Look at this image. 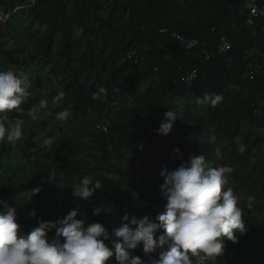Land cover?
<instances>
[{
    "label": "trees",
    "instance_id": "obj_1",
    "mask_svg": "<svg viewBox=\"0 0 264 264\" xmlns=\"http://www.w3.org/2000/svg\"><path fill=\"white\" fill-rule=\"evenodd\" d=\"M245 1L107 0L109 8L105 17L99 16L97 12L102 0H35L32 6L25 7L36 10V15L47 24L46 32L39 40L43 59L52 55L53 41L58 33L59 43L54 54L58 62L68 61L73 40V21L76 20L81 29L85 50L76 70L68 72L60 87V91L65 93L61 106L68 105L72 113L84 114L93 104L92 100L114 105V88L128 91L146 77L152 81L155 77L158 79L157 85H154L150 92L133 106L127 109L124 107L118 114L125 124L132 118H146L149 121L154 120L152 126L130 131L124 123L109 122L108 132H95L96 151L108 169H115L114 160L121 158L123 147H127L135 161H140L138 167L131 172L134 175L140 174L131 184L140 191L135 196L131 193L129 196L128 193H122L120 196V203L124 205L135 201L138 205L135 215L142 217L151 213L154 218L158 212L165 211L167 197L160 188L164 183L160 173L165 168L168 171L175 169L190 156L203 154L213 166L218 167L226 163L233 171H239L241 176L235 173L229 176L235 179L248 201V207L244 206L245 204L238 205L243 210L246 231L243 234L235 233L236 242L225 239L223 254L216 260H209L207 264H264V218L260 220L257 216L264 210V75L253 79L243 78L245 62L241 60L243 51L253 43L256 44L260 56L262 55L261 59L264 58V37L260 33L259 20L247 26L246 15H238ZM70 2L72 14L67 10ZM23 4L24 0H0V17H4L17 5ZM259 5L264 7V0H260ZM176 9L182 10L183 19L174 18ZM163 26L170 32L186 38L201 40L204 47L208 44L213 46L219 37L226 36L231 41V47L220 55L214 54L204 60L202 47L184 50L181 44L169 39V32H158ZM55 29L58 32L55 33ZM130 48L136 51L138 64L143 66L140 74L133 78L126 73L128 62H117L125 50ZM13 51H9L8 55L13 61H18V55ZM4 53L6 52L2 48L0 36V70H5L1 68L5 62ZM191 67L197 68V76L190 84H186L183 77ZM88 73H94V76L90 78L89 87L85 90V84L89 80L85 74ZM229 84L233 85L232 89H228ZM100 87L106 88L107 94L102 95L100 99H93V93ZM199 90H204L207 95L220 94L223 101L193 123L175 121L172 131L167 135L153 131L164 120L165 112H177L178 108L173 99ZM44 98L48 101L47 106L41 108L35 118L30 117L28 110ZM50 100L48 93L39 92L21 105L23 112L9 113V119L17 117L28 128L23 130L25 143L19 147V159H26L31 179L39 177L43 171H46V176H50L45 196L37 195L34 191H24L20 197L22 202L16 221L25 227L20 232L27 235L37 226V220L57 222L58 227L59 220L70 210L76 209L77 219L86 223L100 222L109 231L110 240L117 239L112 230L118 223L113 211H107L111 200L107 185H117L124 178L120 176L115 182L97 165L82 160L79 157V141L62 128H58L57 140L52 146H43L42 139H37L38 133L35 132L41 124L40 117L50 106ZM203 105L199 108L205 109ZM60 110L61 107L55 108L53 113L56 115ZM52 119L56 121V117ZM31 128L35 130L31 134L34 138L30 136L31 139H27L26 135L30 134ZM213 135L216 139L210 143L208 137ZM241 144L246 148L242 154L238 150ZM0 145L8 146L6 142ZM176 148L180 149L179 153H174ZM217 148L222 153L221 158L214 156ZM253 151L256 153L252 159ZM42 155L44 159L39 160ZM12 160L10 153L0 152V169L17 179V162ZM85 175L100 180L101 187L95 189L90 201L75 197L68 207H65L66 199L58 187H74ZM229 181L228 177V183L223 186V190L230 188ZM94 184L93 180L90 187ZM31 185L36 187L35 184ZM23 187L24 185L14 187L12 184L1 187L0 200L14 197ZM33 207L36 210L35 217L26 214ZM95 208L101 209L100 215H93ZM0 211L6 209L0 205ZM32 219L34 222L30 225ZM162 232L163 230H158L157 235ZM48 235L49 238L53 237L55 229ZM110 240L106 241L109 247ZM166 248L165 245L164 249H157L150 256H146L142 246H138L132 250V255L148 261L152 257L158 258L159 252ZM109 264H118L115 255L109 259Z\"/></svg>",
    "mask_w": 264,
    "mask_h": 264
},
{
    "label": "clouds",
    "instance_id": "obj_2",
    "mask_svg": "<svg viewBox=\"0 0 264 264\" xmlns=\"http://www.w3.org/2000/svg\"><path fill=\"white\" fill-rule=\"evenodd\" d=\"M194 76L195 72L187 79L190 81ZM30 87V78L25 72L11 68L0 70V144L6 142L15 148L22 141L23 121H10L9 113L23 112L21 105L28 102ZM106 94L107 89L100 87L93 93V99ZM64 97V91H58L52 98L53 103L59 104ZM222 100L220 94H205L197 103L215 107ZM47 103L46 98L41 99L28 110V115L35 118ZM69 115L65 109L56 114V119L66 121ZM176 119L175 112H165L164 120L153 131L169 134ZM215 139L214 135L208 137L210 143ZM54 143V137L43 141L44 146ZM238 150L242 154L246 148L241 144ZM179 151V148L174 149V153ZM214 156L222 157L219 148L215 149ZM232 172L227 165L213 166L203 154L190 156L171 171L163 169L160 175L164 183L160 188L167 197L165 211L158 212L154 218L151 213L142 217L124 214L112 230L117 239L111 240L109 231L100 222L86 223L77 219L76 209L59 220L58 227L57 222L37 220V226L23 235L16 222V209L0 200V205L6 209L0 211V264H109L113 255L118 264H207L223 254L225 239L236 242L235 233L246 231L243 210L238 206L239 197L232 188L223 190ZM93 180L88 175L81 177L72 187V195L90 201L95 189L101 187L100 180H95L90 187ZM34 191L39 192V189ZM107 211L111 213L113 209ZM100 213V208L93 210V215ZM29 216L35 217L36 212L30 211ZM52 229L55 235L49 238ZM158 230H163L162 234L157 235ZM109 240L111 247L106 244ZM165 245L166 250H161L158 258L148 261L130 252L142 246L143 253L150 256Z\"/></svg>",
    "mask_w": 264,
    "mask_h": 264
},
{
    "label": "rangeland",
    "instance_id": "obj_3",
    "mask_svg": "<svg viewBox=\"0 0 264 264\" xmlns=\"http://www.w3.org/2000/svg\"><path fill=\"white\" fill-rule=\"evenodd\" d=\"M71 2L68 5V13L72 14L70 10ZM109 4L107 0H102V4L99 8L98 15L105 17L107 8ZM185 7V6H184ZM242 7V6H241ZM239 9V8H238ZM237 9V10H238ZM177 13L182 12L180 9H176ZM236 10V11H237ZM47 24L45 21L36 15V10H30L22 7V5H17L10 12L8 11L4 17H0V34L1 36V44L2 48L5 50L4 53V63L1 65L2 69H14L21 70L25 72L30 78L31 87L29 89L30 96L29 99L35 97V95L39 92H46L50 96V106H48L45 110V113L40 117V126L35 132L34 129H30V134L26 135L27 139H31L33 137L31 134L35 132L38 135L36 138H41L42 141L49 137H54L55 141L57 140L58 128H62L67 134L76 138L79 143V157L89 163H93L97 165L100 170L111 177L115 182L123 176L124 179L120 181V183L107 185V191L111 193V200L108 203V208L113 209V214L115 216V221L118 223L120 218L124 214H136L138 210V205L134 202L128 203L124 205L120 203V199H122V193H130L136 195L140 191L137 187H132L136 181V178L140 176L139 173L131 174L132 170L138 167V161H135L127 147H123L121 149V158L114 160L115 169H108L105 165V162L98 156V152L96 151V143H95V132L96 130L100 131L103 129L100 127H106L108 132L109 122H121L124 123V120L118 115L120 111L125 107V109L133 106L136 102H138L147 92H150L154 85H157L158 79L155 77L152 81L149 77H146L145 80L141 81L136 87L128 90V91H120L118 89H113L112 97L116 98L114 105H109L105 102H94L92 100V105L88 107V109L81 114L80 112L72 113V110L69 109V106L66 105L64 107L61 106V102L59 104H54L52 98L56 95L58 91H60V87L64 78L67 76L70 70H76L77 64L82 57L83 51L85 50V43L82 37V32L80 27L77 25L76 20L72 23V32H73V40L70 46V54L68 61L62 60L58 62L56 55L54 54L58 48L59 43V34L55 29V38L53 41V52L49 58H42L41 49L42 46L39 44L40 37L46 32ZM216 44L213 46L207 45V48L210 51L214 50ZM14 50V54L18 55V61H13L12 58L8 55V52ZM143 68L141 64H127L126 73L130 78H133L136 75H139L140 70ZM96 68H94L95 71ZM262 72V73H261ZM259 75H264V64L262 65V70ZM258 75V76H259ZM87 80L85 84V90L88 89L89 84L91 82L90 78L94 76V73L85 74ZM256 77V76H254ZM253 77V78H254ZM252 78V79H253ZM202 88V86H201ZM202 89H205L204 87ZM205 94L204 90H199L198 92H188L187 94L180 96L178 98L173 99L177 105V120H183L184 122L193 123L196 119L201 118L212 110L214 107L210 104H204L203 107L205 109H200V103H197L198 98H202ZM223 101V100H222ZM221 101V102H222ZM218 103L215 107L221 104ZM61 107V110L67 109L70 113L68 119L66 121L57 120L53 121L52 118H55L56 115L54 112L55 108ZM19 118H11L9 119L12 122H15ZM20 120V119H19ZM7 123V122H6ZM154 123V120H147L146 118L135 119L132 118L130 121H127L125 124L127 129L130 131L139 130L141 128H149ZM23 130H27V126L23 123ZM104 132V131H103ZM31 136V137H30ZM34 138V137H33ZM252 139V138H251ZM25 143V139L22 138V141L17 144L15 148L8 145L6 147H2L0 145V152L2 153H10L14 162H17V170H18V178L15 179L9 175L3 169H0V188L5 187L6 185L12 184L23 186L21 191L15 194L14 197L9 198L5 197L4 201L7 203L10 202V206L16 209V212L19 209V205L22 202L20 197L22 196L24 191H34L35 189H39V192H35L37 195L44 194L45 190L48 188V182L50 181V176H46V171H43L39 174V177H34L31 179V172L28 169L26 164V159L20 160V152L19 147ZM44 146V145H43ZM47 146H45L46 148ZM254 158L255 151L252 152ZM51 156L48 158L50 159ZM44 159V156L39 157V160ZM46 159V160H48ZM100 162V163H99ZM227 165L226 163L222 164V166ZM239 174V171H233L231 175ZM230 175V174H229ZM230 178V188L234 190V194L239 197L238 205L245 204L244 206L248 207V201L243 193V191L238 188L237 182L233 177ZM126 177V178H125ZM96 179H94L95 182ZM32 181V182H31ZM35 184L36 187L34 188ZM34 188V189H32ZM14 188H12L13 190ZM60 193H63V196L66 199L65 207L75 199L72 195V186H67L64 188L58 187ZM46 193L42 196H45ZM121 209V210H120ZM36 211L33 207L26 212L29 214L30 211ZM254 212V211H252ZM67 213V212H66ZM260 220L264 218V210L257 215ZM18 224L19 222L16 221ZM34 222V219L31 220L30 225ZM20 225V224H19ZM24 226L20 225V231L24 229ZM132 252V250H130ZM133 254V252L131 253Z\"/></svg>",
    "mask_w": 264,
    "mask_h": 264
},
{
    "label": "built area",
    "instance_id": "obj_4",
    "mask_svg": "<svg viewBox=\"0 0 264 264\" xmlns=\"http://www.w3.org/2000/svg\"><path fill=\"white\" fill-rule=\"evenodd\" d=\"M260 0H246L243 4L242 8L238 11V15L242 16L246 15L245 24L247 26L252 25L256 20L260 21L259 29L261 36L264 37V7L259 5ZM34 3L31 0H24V4L22 7H30ZM232 26V25H231ZM159 33L169 34L167 35L169 39L181 44L184 50H191L196 47H202L201 52L204 60H208L212 56L220 55L226 51H228L231 47V42L226 38V36H221L218 38L217 43L214 47L213 51L204 47V43L197 38H186L181 34L170 32L167 27H160L158 29ZM262 56V55H261ZM260 52L256 46V44H251L247 49L243 51L241 56V60L245 62V69L242 73V77L245 79H252L254 76H258L260 71L262 70V65L264 64V58L261 59ZM128 64L136 65L138 64V58L136 56V51L133 49H127L123 53V55L117 60V62H125ZM195 72V76L189 81L187 78L191 76V74ZM262 73V72H261ZM197 76V68L191 67L184 75V82L186 84H190ZM228 89H232L233 85L229 84ZM103 131H107L106 127L100 126Z\"/></svg>",
    "mask_w": 264,
    "mask_h": 264
},
{
    "label": "crops",
    "instance_id": "obj_5",
    "mask_svg": "<svg viewBox=\"0 0 264 264\" xmlns=\"http://www.w3.org/2000/svg\"><path fill=\"white\" fill-rule=\"evenodd\" d=\"M24 8H25V7H24ZM173 16H174V18H177V19H183V18H184L182 12H180V13L175 12V13H173ZM228 39H229V38H228ZM229 41H230V40H229ZM230 42H231V41H230Z\"/></svg>",
    "mask_w": 264,
    "mask_h": 264
}]
</instances>
